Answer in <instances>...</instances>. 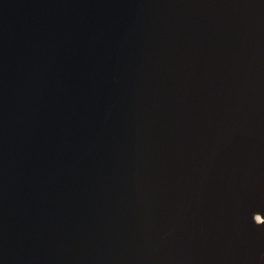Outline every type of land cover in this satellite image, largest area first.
Segmentation results:
<instances>
[{
  "label": "water",
  "instance_id": "water-1",
  "mask_svg": "<svg viewBox=\"0 0 264 264\" xmlns=\"http://www.w3.org/2000/svg\"><path fill=\"white\" fill-rule=\"evenodd\" d=\"M0 264H264V0H0Z\"/></svg>",
  "mask_w": 264,
  "mask_h": 264
}]
</instances>
